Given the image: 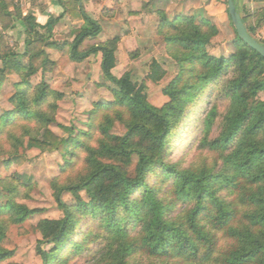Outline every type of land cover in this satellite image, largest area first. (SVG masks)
Masks as SVG:
<instances>
[{
  "label": "trees",
  "instance_id": "16d2710c",
  "mask_svg": "<svg viewBox=\"0 0 264 264\" xmlns=\"http://www.w3.org/2000/svg\"><path fill=\"white\" fill-rule=\"evenodd\" d=\"M57 2L62 15L40 24L34 14L24 15L14 0H0V14L20 21L26 35L24 53L2 52L0 47V87L10 71L21 79L10 99L12 109L0 117V139H8L16 154L26 139L30 150L60 154L65 173L82 163L77 177L54 186L63 217L38 225L42 264H139L137 256L164 264H264V100L259 98L264 94V58L240 40L236 30L234 54L210 55L208 46L218 35L210 19L169 20L157 12L158 33L178 74L163 90L169 101L156 108L148 102L145 84L135 82L131 72L114 76L120 38L81 51L103 29L85 11L83 0ZM237 11L241 15L238 3ZM65 17L85 24L71 44L72 58L83 62L101 54L103 77L112 84L114 99L96 105L88 132L75 135L73 128L62 127L67 136L61 137L49 125L62 95L44 82L34 86L30 79L38 72L34 61L44 55L37 46L48 42L47 34L51 37ZM241 17L255 38L264 17L256 26ZM50 64L45 57L44 71ZM165 73L154 60L148 79L159 82ZM201 113L191 148L215 160L185 168L170 156L178 138L187 134V122H195ZM115 122L125 126L124 134L113 133ZM30 182L19 176L0 183L9 193L5 205L0 204V264L15 254L3 245L9 225L22 224L37 213L16 202ZM66 193L73 204L63 200Z\"/></svg>",
  "mask_w": 264,
  "mask_h": 264
},
{
  "label": "rangeland",
  "instance_id": "374dc122",
  "mask_svg": "<svg viewBox=\"0 0 264 264\" xmlns=\"http://www.w3.org/2000/svg\"><path fill=\"white\" fill-rule=\"evenodd\" d=\"M50 1L14 0V3L16 6L20 5L22 11L27 14L31 11L26 6L27 3L39 7L42 12L37 14L38 20L47 15L43 12L45 5L49 6ZM237 3L241 15L246 17L252 26H256L264 17V0H237ZM83 6L85 11L100 23L103 32L98 38L87 40L81 51L119 37L114 76L121 78L127 72H131L135 82L145 84L148 102L156 108L163 107L169 101L163 90L178 74L177 63L169 53L163 36L158 33L157 12L165 14L169 20H173L176 16L210 19L217 26L218 35L208 46L209 54L216 57H229L236 51L234 44L236 33L229 17L227 0H83ZM58 10L61 12V8ZM84 26L83 22H75L69 17L60 20L53 35L49 37L47 34L46 37L49 43L56 45L48 46V42H44L37 46L38 51H43L44 55L34 61L38 72L30 79L34 86L44 82L51 90L62 95V98L56 102L57 107L53 115L55 121L49 125V128L61 137L67 136L62 127L73 128L75 135L88 132L96 105L108 104L114 99L113 86L103 77L101 54L91 56L83 62L72 58L71 44ZM254 37L264 42V25L255 32ZM25 38V28L20 21L12 22L4 14H0L2 52L12 49L16 53H24ZM45 57L51 62L46 71L42 67ZM154 60L160 63L166 72L159 82L148 79L150 66ZM0 68H3L1 60ZM20 81V76L14 71L5 74V81L0 87V117L12 109L10 99L16 92L15 84ZM259 98L264 100V94H260ZM202 116L201 113L195 119L196 123L192 120L187 122L185 127L187 134L178 138L174 145L170 160L182 167L211 165L215 160L213 155L201 152L196 147L191 148V142L198 134L194 126L199 125ZM101 118L102 116L94 122H99ZM125 132V126L115 122L113 133L122 135ZM95 137L97 138L98 135L96 134ZM26 143L27 139L16 154L8 139H0V183H9L19 176L30 179L29 186L21 188L16 202L27 206L30 210H37V213L24 223L9 225L3 245L15 254L6 264H42L37 254L38 242L42 240L38 225L43 220H58L63 217L55 200L54 186L73 180L82 171V163H80L75 170L65 173L62 170L65 160L60 154L30 150L26 147ZM133 162L131 173H134L136 159ZM25 181L22 180L23 183ZM8 197L9 193L3 191L0 185V204L5 205ZM82 197L88 200L85 193H82ZM63 200L68 204L75 202L68 193L63 196ZM134 261L139 264H164L146 256H137ZM71 264L91 263L87 260H78Z\"/></svg>",
  "mask_w": 264,
  "mask_h": 264
},
{
  "label": "water",
  "instance_id": "95a60500",
  "mask_svg": "<svg viewBox=\"0 0 264 264\" xmlns=\"http://www.w3.org/2000/svg\"><path fill=\"white\" fill-rule=\"evenodd\" d=\"M228 13L231 18L232 24L237 32V36L242 40L249 48L257 52L264 58V46L261 45L255 38H253L247 31V28L243 22L241 15L237 11V2L235 0H227Z\"/></svg>",
  "mask_w": 264,
  "mask_h": 264
},
{
  "label": "crops",
  "instance_id": "0c3cea01",
  "mask_svg": "<svg viewBox=\"0 0 264 264\" xmlns=\"http://www.w3.org/2000/svg\"><path fill=\"white\" fill-rule=\"evenodd\" d=\"M29 1V0H26ZM43 1V0H41ZM25 2V1H24ZM27 3V2H26ZM51 5V6H50ZM26 6L31 10L30 13L34 14L36 17H38L39 15L37 14H41L39 7H34L32 6L31 3H27ZM58 8H61V6H59L57 0H51L49 6L45 5V11L43 12V14H47L45 16H43V18H38V22L40 24H45V21L50 17V16H54V17H58L59 15H54V14H62L63 13V9L61 8V12H59ZM29 13V12H28ZM27 14V13H24Z\"/></svg>",
  "mask_w": 264,
  "mask_h": 264
}]
</instances>
